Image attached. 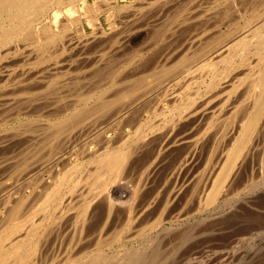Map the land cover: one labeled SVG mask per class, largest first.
Segmentation results:
<instances>
[{
  "label": "bare ground",
  "instance_id": "bare-ground-1",
  "mask_svg": "<svg viewBox=\"0 0 264 264\" xmlns=\"http://www.w3.org/2000/svg\"><path fill=\"white\" fill-rule=\"evenodd\" d=\"M168 1L169 2L172 1L175 3L177 1L179 2L180 0H168ZM194 1H196V0H194ZM199 1H201V0H199ZM233 1L234 0H232V3H233ZM186 2H187V0H186ZM149 3H153V2L148 0V4ZM238 3H240V2H238ZM238 3H237V5H238ZM254 3H257V2H254ZM93 4H98V5H96L95 7L94 6L92 7L88 4V0H0V57L7 55V53H5V54L1 53V50L3 49V47H6L8 44H10L11 42H13L16 39H19L18 42L21 40L19 43L20 46H21V42H23V41L25 43L26 42L29 43V45H32L31 48H30V46L29 47L24 46V47L29 48V49H33L34 54H33V52H32V54H30L32 51V50H30L29 54H24L25 53L24 52L20 55L21 61H23V59H24V61H26V62H28V60L30 61L31 58L29 56L33 55V57L31 56L34 59V61L32 59L33 62L31 61L32 64H38V63L43 62L46 59H49L51 57L50 54H52L50 52L51 47H52L51 51H54L56 49V47H61L64 49V47H65L64 44L66 42H67L66 44H68V46L70 44V47L74 46L75 48L77 47V49L78 48L83 49L82 51H84L86 48H89L92 46L94 48L96 47L95 49L97 51H95V52H98V51L102 52L104 49H106L107 52L110 53L111 55H113V54L118 55V53H121V50L124 49L125 44L129 41L127 38L128 36H126L124 34V32L125 31L128 32V30L133 25H136L135 23L138 20L140 21V19L137 17V15L140 12H138L137 15L134 14V12H132L133 14L130 13V16L126 15L125 16V17H127L126 21H123L122 19H120V18H122L120 15V18H119L120 21H118V20H116L117 18L116 19L114 18L115 15H111L110 13L112 11H115V10L117 12L119 10L121 12H123L121 9L125 8L124 5H128V4H124L123 6H118L117 0H95V3H93ZM199 4H201V3H199ZM259 4L260 5L258 7L256 5H253V4H250L252 6L248 7L250 9V12H249L250 18L249 17H248L249 19L245 18L247 20L246 25L244 24L245 26H248L249 24L251 25V23H249L250 20L251 21L256 20V19L260 20V18H262V16L264 15V7L260 8V6L263 4V2L261 1V3L259 2ZM65 5H67L66 12L62 11V8ZM229 5L230 6L234 5V8L237 6V5L235 6V4H231V3ZM162 6H160V8ZM232 6H231V9H232ZM149 8H151V6ZM163 8H165V7H163ZM236 8L234 11H236ZM157 9H155V10H157ZM224 9L225 8H223V10ZM147 10H149V9H147ZM158 10H159L158 12L156 11L157 12L156 16H155L156 18H154V19H152L153 17L150 18V16H153L154 14L150 15L151 13L148 12L150 15L149 16L147 13L149 18L152 21L154 20L153 23H152V21H150L152 23L153 27L158 25V23L165 16V14L167 15V13L170 11L169 8L168 9H162L161 8ZM179 10H181V9H179ZM227 10L222 11V9H221L222 13H220V14L224 15L225 18L227 16L226 14L229 15V13L230 14L232 13V12L228 13V11H232V10H228V11ZM83 11H84V14H85V12H87V16L85 18H86V20H88L87 24L91 26L90 27L91 32L89 35L88 34L86 35L84 32V25L82 23V20H83V17L85 15L82 14ZM124 11H126V10L124 9ZM129 11H132V10H129ZM202 11H204V10H202ZM239 12L240 11H238V13ZM243 12L245 13L246 11H243ZM233 13H235V12H233ZM49 14H51L53 21L55 22V23L54 22L53 23L59 24V28H57V25H56V30L58 29L56 32H53L50 28V24H52V23H51L50 19H47V16H50ZM101 14H105V20H107L106 22L109 23L108 29H105L104 26L102 25V22L100 19ZM208 14L209 13H207V15ZM220 14L218 15V13H217L218 16H215L214 18L212 16H210V17H212L213 20L210 17H207V19L209 18L212 20V23L210 24L211 31H208V32H211V34L208 38H206V35H207L206 31H205L206 33H204V32H193V33L190 32V33H192V37H190V38L188 37L189 39L186 38L188 41L186 42V40H185V43H186L185 47L182 48L180 46L181 48H177L181 51L180 53H182V54H177V52H178L177 49L172 51V52L170 50L168 54H165V53L160 54L162 56H159L160 59H158V60H160V61L157 60V64H160L158 66H160L161 68L159 70H157L156 72L152 73V75L149 76L150 79H147L145 76H141V77H145V78H143V79L141 78V80L140 79H138V80L134 79V80L129 81L131 78H134L136 75H139L138 70H140L141 72L142 71L144 72V69L141 70V67L143 65H145V63L143 61H142L143 62L142 63L141 59H139L138 62H137V60L135 62L132 60L133 62L130 63L132 68H131V66H129L130 69L127 70V68H128L127 67L128 65H127L126 66L127 68H125L126 71L122 70V67H121V72L119 73L121 75V77L119 76L117 78H120V80H122V82L123 81L129 82V83L132 82V85H131V83L129 84L130 85L129 87L126 85L127 87L126 88L124 87L125 89L123 88L122 90L121 89L118 90V88H116L117 90L114 89L113 90L114 94H113V92H111L113 95L111 94L110 96L104 95V94H106V91L108 94L110 92V90L109 91L106 90L105 92H103V88L96 89L97 87L90 90L89 85H88L89 88L84 87L83 85L79 86L80 84L78 85V84H76V82L81 83V81H76L77 78H76V80L74 79L76 81V82L74 81L75 82L74 84L78 85L79 87L83 86V88H85V89L87 88L89 90H88V92H86V90H87L86 89L84 91V93H83V91H82V93H79V94L77 93L78 95L75 94L74 91H72V92H74V94H72L74 96H71V93H69L70 94L69 95L66 91V94H65V92L63 94V95H65V98H66V95H69V97L70 96L73 97V98L70 97L69 100L70 99H73V100L77 99L78 101L73 102L72 104H69L71 102L70 101L68 103L69 105H67V103L66 104L63 103V104H65L63 107H60L59 105H57V103L55 104V106L57 105L59 107V108H57V109H59L58 117H57L56 121L53 123L52 127H51V125H48L51 127V128H48V129H50L48 134H45V132L42 130V132L45 135H47V136H45L46 141L39 139L40 144L38 143L40 148H41V144H42L44 151H45L44 147H48V149H49V152L46 155V158H44L45 160L42 159L41 161H37L36 163L33 161L34 162L33 164H26V163L21 164L20 162H22V161H20V162H18V163H20L19 167L15 166V165L13 166V162H15L16 159L17 160L23 159V158L18 159L17 156H19L20 152H22L21 154L23 156V153L25 152V151L24 152L22 151L25 149L24 147L26 146V144H25L26 140H23L24 138H22L19 141L18 147H17V149H15L16 151L13 150V152H12V154L15 158L13 156H10L9 153H8L9 156L6 155L7 156L6 157L4 155V153L6 151L4 153L2 152L3 153L2 155H4V156L3 157H2V155L0 156L1 157L0 158V264H45L44 263L45 257H47V258L50 257V258H52V260L58 259L60 264H77L79 259L82 260V258H83L82 255L85 254L86 251L89 249L90 244L92 245L93 239H91L92 237H90V236L95 235L94 234L95 232L93 233V231L97 230L96 231L97 233L94 236L96 241H93V243L95 245V243H97V244L99 243V241L101 240V238L103 236L106 237L108 234H110L111 233V232L109 233L110 230L115 229V226L117 225L118 221L122 220V219L119 220V216H120L121 212H125V211L130 212L129 209L130 208L133 209L132 207H134V206H132V203L135 202L134 205L136 204V200H134V198H136V196L138 194H140V197H138L140 199L137 198L139 200V204L137 205V207L134 208L135 211L134 210L131 211V212L134 211L133 213H135L133 215L134 219L132 220V218H131V220H132L131 221L130 216H129V221H131V224L134 222V226H132V228L137 227V226L139 227V225L142 224V223L139 224L138 222H140V221L143 222V220L144 221L148 220L147 218L149 216H151V215H149L151 211L154 213V211L157 212V210H160V212H161L162 210L167 208L166 206L171 205L172 202L175 203L174 209L175 208L177 209L178 215L182 214V216H183V215H185V213L192 211V209H194V210L196 209V211H197V208H199V207L201 208L202 206L204 207L207 205H211L216 200H218V198L221 196L227 197L226 194L229 192V189L231 187L234 188V186H235L238 189L241 186L242 187L245 186V183H243V182H244V180H246V179H244L245 175L248 174L247 173L248 170L245 167L246 163L248 162L247 156L249 153H253L254 150H255V152H258L259 150H257V149L261 145V141L264 139V61L262 60L264 57V31L263 30L259 31L260 29L255 28L256 32L254 31V32L249 33L250 35H248V36L250 38L246 39L244 42V43H246L245 46L249 47L252 44L253 40L258 41V45L256 48H258L257 52H258L260 57L257 56V59L259 60V58H260V60H259L258 65L256 67V72L254 71L255 75L250 80L248 78V81H249L247 83L248 85L245 83V81L243 82L246 84V85H243V86H245V90H243L244 89L243 88L242 89L243 91L240 94H238L239 93L238 91L241 90L240 89V86L242 85L241 82L244 79H243V77H241L242 75L239 76L236 73L235 74L231 73V71H233L234 64H229L228 66H225V71L222 72V71H218L217 67H214L215 66L214 61H213V63H210L211 60L210 61L206 60V59H208L207 56L212 55V58L213 57L216 58V57H218V55H221V54L227 52L225 50H227L230 47V45L227 46L228 43L233 41L234 38L236 40V37L241 35V32H239L240 29H237L238 27L234 29L232 26V25H234L236 27V24L238 25L239 18L237 20V23L231 22L232 19L229 20L230 23H233L232 25H230V24L228 25L230 27V29H232V31H230L229 28L227 30L219 29L218 28V21L220 22L222 20L220 18L221 17ZM235 14H237V13H235ZM249 14H247V15H249ZM116 15H117V13H116ZM243 15H241V16L244 18ZM141 16H142V14H141ZM193 16H192V18H193ZM195 16H196V14H195ZM230 16H232V15H230ZM241 16H240V18H241ZM116 17H118V16H116ZM142 17L144 18V16H142ZM200 17H201V15H200ZM237 17H239V16H237ZM237 17L235 16V18H237ZM149 18H147V21L149 20ZM218 18H219V20H218ZM232 18H234V15ZM144 19H146V18H144ZM229 19H230V17H229ZM245 19H243V20H245ZM158 20H159V22H158ZM166 20H167V18H166ZM169 20H170V18H169ZM196 20H198V19H196ZM191 21H189V22L190 23L194 22V20L192 22ZM176 22H178V21H176ZM141 24L142 23L140 21V24H137V25H139L141 27ZM148 25H150V24H148ZM177 25H178V23H177ZM197 25H198V23H197ZM33 26H35V27L37 26L35 28L37 31L34 30ZM142 26H143V24H142ZM188 26H190V25H188ZM191 26H190V28H191ZM194 26H195V24L193 25V27ZM231 26H232V28H231ZM251 26H253V25H251ZM73 27H76L77 31L81 34L79 36L81 39L74 36L76 34H75V30ZM126 28H127V30H126ZM249 28H252V27H249ZM134 29H137V26ZM152 29H155V28H152ZM203 29H205V28H203ZM144 30H145V32L148 31V29L147 30L144 29ZM200 30H202V29H198V31H200ZM133 31H131V33ZM193 31H195V30H193ZM241 31H242V28H241ZM127 32H126V34H127ZM129 33L127 35H129ZM140 33H141V31H140ZM154 33H156V32L154 31ZM134 37H136V36H134ZM247 37H245V38H247ZM240 40L237 41L239 44L242 41V40L241 41ZM63 41H65L64 44H63ZM22 44H24V43H22ZM14 45L15 44H13V46ZM21 47H23V46H21ZM54 47H55V49H54ZM25 48H22V49H25ZM94 48H92V49H94ZM7 50H9V48ZM60 50L58 52H61V51L63 52V50H61V51ZM71 50H73V48ZM13 51H15V49ZM87 51H89V50H87ZM26 52H27V50H26ZM127 52H129V51H127ZM228 52H230V51H228ZM88 53L90 54V52H88ZM103 53H105V55L107 54L106 56L104 55L106 58L105 57L101 58L99 56V54H98V56L100 58L98 60H96L94 56H92V57H94V59L97 61L96 65H97L98 69L101 68L100 65H104L105 68H107L106 67L107 65H105V64H108L110 62V64L113 65V68L114 69L116 68V70L111 71V76H113L115 73H117V71H118L117 68L119 66L118 67L115 66L116 65L115 62L111 63V61H110L111 60L110 58H114L113 57L114 55L109 58L108 53H106V51H103ZM242 53H244V51L243 52L241 51V53H238V54L240 55ZM14 54H16V53L14 52L12 54V52H11V56ZM62 54L64 55V53H62ZM132 54H133V52H132ZM17 55H18V53H17ZM124 55H125V53H124ZM11 56L8 57V55H7L8 58H10ZM59 56H61V54L58 55V58H59ZM73 56H75V55H73ZM118 56L121 57L122 55L120 54ZM28 57L30 59L25 60ZM120 57L115 56V58L117 60ZM140 57H138V58H140ZM71 58L69 57V59H71ZM79 58L81 59L82 57H79ZM51 59H54V58H51ZM80 59H78V61H80ZM135 59H136V57H135ZM257 59L254 61H257ZM73 60L76 61V59H73ZM241 60L239 62H241ZM249 60L247 61V65H245V66H248V68H249V66L254 64V63L252 64L251 62H249ZM24 61H23V63H24ZM50 61H52V60H50ZM55 61H56V59H55ZM57 61L60 62V60H57ZM90 61H91V59H90ZM244 61H243V63L245 64ZM129 62H127V63H129ZM158 62H161V63H158ZM248 62H249V65H248ZM92 63H93V61H92ZM119 63H120V59H119V62H117V65H119ZM44 64H46V63H44ZM78 64H79V62L77 63V65ZM244 64H242V65L244 66ZM42 65H41V67H43ZM2 66L10 67V65H6V64L2 65ZM88 66H90V65H88ZM8 67L6 68V70L8 69ZM85 67L88 68L86 65H85ZM85 67H83V65L80 66V68H82V69H84ZM252 67L253 66H251V68ZM44 68H46V67H44ZM47 68L48 69H45V71L49 72L50 75H51V73L52 74L53 73L58 74L57 72H55V70L57 69V65L55 63H53L52 66L47 67ZM80 68L77 67L76 69H79L78 71H80ZM97 68H96L97 72H95L96 71L95 70L94 75L95 74L99 75ZM248 68H245V70ZM33 69L36 70V68H32V70ZM91 69L93 70L94 68H91ZM101 69L99 71H102ZM237 69H239V68H237ZM6 70L2 71V73L3 72L8 73ZM16 70L20 71V69H16ZM92 70H91V72H92ZM8 71H10V68ZM40 71H41V68H40L39 72L37 70V73H40ZM105 71H107V70H105ZM27 72H29V71H27ZM88 72H89V70L87 71V73ZM5 73H3V74H5ZM37 73H34V74H37ZM101 73L102 72H100V74ZM103 73H105V72L103 71ZM3 74H1V72H0V80H3V78H4V77H2ZM10 74L11 73H8L7 76L9 77ZM66 74H68V73H66ZM79 74H81V73H79ZM106 74L107 73H105L106 77L103 76V78L105 77V81L108 80V78H107L108 74L107 75ZM249 74H247V76ZM72 75H75V74H72ZM98 75H95V76H98ZM102 75L103 74H101V76ZM7 76H5V77H7ZM13 76H14V74H13ZM43 76H44V73H43L42 77ZM49 76H47V78ZM63 76H65V72H64ZM111 76H110V80L108 81V84L114 80V79L112 80L113 77L111 78ZM250 76H252V75H250ZM38 77H35L33 81H35L36 78H38ZM44 77H46V76H44ZM86 77H87V75H86ZM98 77H96L97 78L96 81L98 80ZM26 78H29V75H28V77L26 76ZM26 78H25V80H26ZM64 78L66 79V77H64ZM90 78H88V79L91 80ZM106 78H107V80H106ZM40 79H42L41 76H40ZM84 79H85V77L81 79L82 82L87 81ZM9 80L10 79L8 78L6 81L9 82ZM21 80H20V78L17 81L14 80L15 85L18 84L16 82H19ZM99 80L101 82L103 81L102 78H100ZM99 80L97 82H100ZM6 81H4V82H6ZM38 81L41 82L40 80H37V82ZM65 81H67V80H65ZM117 81H118V79L116 80V82ZM1 82H0V84H1ZM29 82L31 83L32 81H29ZM52 82H53V80L51 81V84H52ZM59 82L60 81H58V83ZM93 82L95 83V81H93ZM97 82H96V84H98ZM42 83H44V82L42 81ZM45 83L43 85H45ZM84 83L87 84V82H84ZM103 83H104V81H103ZM19 84H20V82H19ZM51 84H49L50 86L48 88H51ZM56 84H57V80H56ZM63 84L64 83L61 82V84H59L60 87H57L58 85L54 86V87H57V89L59 88L58 90H60V88L66 87V85L64 86ZM65 84H66V82H65ZM10 85L13 86V84H10ZM61 85L63 87H61ZM3 86H5V85H3ZM22 86H24V85H22ZM22 86L20 85V87H22ZM36 86H37V84H36ZM85 86H87V85H85ZM94 86H95L94 84L91 85V87H94ZM117 86H119V85H117ZM6 87L7 86H5V88ZM39 87H41V86H39ZM39 87H37L38 89H36V88L35 89L39 90ZM54 87H53V89H54ZM5 88L3 87V89H5ZM13 88L11 89V91H10V89L8 90L9 94H14L16 92H19L18 91L19 89H16L17 91L14 90L13 91L14 93H13L12 92ZM111 88H112V86H111ZM111 88H108V89H111ZM119 88H122V87L119 86ZM175 88L177 91H175ZM185 88H187V89L189 88L191 94L189 93V95L187 94L185 96H183V95L181 96L180 92H178V90L181 91ZM57 89L55 88L56 91H57ZM78 89L79 88H77V90ZM5 90H3V91L1 90V92L4 93ZM32 90H34V89H32ZM32 90H27V92L28 91L32 92ZM48 90H47V92H49V95L51 92H53V93H55V96H57L56 93L58 91L54 92L55 90L53 91L52 88H51V90H52L51 92ZM65 90H67V89H65ZM20 91H22V88H20ZM61 91H62V89H61ZM5 92L7 93V91H5ZM24 92H26V91H24ZM187 92H189V91H187ZM42 93L43 92H41V95L45 94V92L43 94ZM185 93H183V94H185ZM9 94H7V95H9ZM36 94L34 97H36V96L38 97V94L37 95ZM33 95H30V96H33ZM41 95H39V96L42 97ZM60 95L63 96L62 94L58 93L59 97H60ZM237 95L239 96V98L242 97L244 101L241 99V101L238 102L237 100L239 98ZM2 96H4V95L2 94ZM30 96H28V97L30 98ZM52 96H54V94ZM58 96L55 98L57 99ZM54 97H52V99ZM74 97H76V98H74ZM8 98L10 99L9 96H8ZM14 98L12 97L11 99H14V101H15L14 103H16L17 97H14ZM38 98H36V99H38ZM44 98L47 99L48 97L44 96ZM61 98H63V97H61ZM65 98H64V100L67 102L66 99L68 98V96L66 99ZM18 99H19V101L21 100L20 97ZM41 99H43V98H41ZM93 99L97 100V102H95V103L90 102V103H94V104L88 105V101L93 100ZM23 100H22V102H24L23 104L25 105V102L27 100L26 101H23ZM48 100H51V99L48 98ZM160 100L165 101L164 103H166V104L165 105L162 104V106H161L159 104V102H161ZM7 101H10V103ZM7 101L4 103H0V122L4 119L3 115L6 112H8L10 110V108L13 107L11 105H14L13 102H11V100H7ZM36 101L34 100V102H36ZM52 101H51V103H52ZM63 101H61V102H63ZM22 102L19 105H21ZM29 103H33V101L32 102L30 101ZM240 103L245 104L246 108L244 109V108L240 107L243 105ZM239 104H240V106H239ZM15 105H16V107H18L17 106L18 104H15ZM28 105H30V104H28ZM38 105L36 107H38ZM14 107H13V109H14ZM26 107L25 106L21 107V110H22V108L24 109L23 111H28L31 109L30 107H28V110H26L27 109ZM158 107H160V108L156 110V108H158ZM239 107L241 109H244V111L243 112H242V110L240 111ZM39 108H42V107H39ZM13 109H11V110H13ZM49 109H52V108H49ZM34 111H32V112H34ZM42 111H44V110L42 109ZM50 111H48V112H50ZM237 111H238V113L240 111V113H242V117H243V118L241 117L242 121L237 126V128L231 127L230 130H229V128H226L227 130L224 129L225 131L221 132V130H223V128L226 126H224L223 128H221V130H219L216 128V125H215V123H217V122H215L214 124L212 122L213 119L215 120L218 117L219 112L220 113L221 112L226 113L229 116L232 114L233 117H229L228 115H226L228 118L227 117L226 118L224 117V118L227 120L229 118H230V120L233 118V120L235 122L236 119L234 118L233 114L235 112L237 113ZM30 112L31 111H29V113ZM37 112H39V109ZM10 113H11V111H10ZM144 113H148V116H150L149 115L150 113L156 114L157 115V116H155L156 119L159 116L158 121L160 120L159 118L161 117V119L163 121L162 126H164V127H165L164 119H166L168 117L169 119H167V124L169 127H167V124H166L165 128L161 127V125L158 126L159 123L156 125L155 124L152 125L153 120H151L150 117H149V120L151 121V124L148 122L144 123L142 121V116ZM9 114H8V116H9ZM21 114H23V113H21ZM47 114H50V113H47ZM47 114L45 113L46 118L48 117ZM10 115H12V114H10ZM53 115L54 114L51 115V118ZM55 115H57V114H55ZM41 117H43V116H41ZM146 117H147V114H146ZM237 117H239V116H237ZM5 118H7L6 115H5ZM12 118H15V117L13 116ZM22 118H25V116ZM46 118L44 120H46ZM225 119H224V122H225ZM227 120H226V122H228ZM233 120H231L230 123ZM7 121H8V119H7ZM32 121H33V119H32ZM35 121L38 122L37 120H34L33 123H35ZM216 121H218V119H216ZM16 122H17V120H16ZM24 122L25 121L21 122V124ZM27 122H25V123H27ZM4 123H6V122H4ZM28 123H27V127L30 128ZM33 123H31V124L33 125ZM51 123H52V121H51ZM155 123H157V120ZM230 123H228V126H230L232 124V123L231 124ZM40 124H42V123L40 122ZM180 124L184 125V129L181 130V128H180L179 132L173 133L174 129L177 128V126H182ZM213 125H215V127ZM235 125H236V123H235ZM27 127L25 126V128H23V129L28 131ZM37 127H38L37 130H39L40 127L39 126H37ZM41 127H42V125H41ZM17 128H19V127H17ZM33 128H34V126H32L31 129H33ZM126 128H127V130H128V128L129 129L132 128L133 134L127 133L125 131ZM10 129H8V130H10ZM23 129H22V131H23ZM31 129H30V131H32ZM218 130L221 133H219ZM2 131H4V130H2ZM19 131H21V130H18L17 132H19ZM46 131H47V129H46ZM12 132L16 133L15 130ZM12 132L9 135H8V133H3V132L0 133V149H4V147H8V145L10 144V141L12 140L10 137V135L12 136ZM40 132H41V130H40ZM109 132H113L114 135L109 133ZM15 133L13 134L14 138H15V136H14ZM19 134H22V133L19 132L18 135ZM28 134H26V136H28ZM18 135L16 134V136H18ZM171 135H172V138L169 139V137ZM35 136H39V135H35ZM23 137H25V136H23ZM33 138H31V139L33 140ZM28 139H29V136H28ZM32 140H30V141H32ZM34 140L36 142L35 138H34ZM30 141L27 142L28 143L27 145L29 146V145L33 144L32 147L33 148L36 147V146H34V143H32ZM41 141H44V142L41 143ZM52 141L56 142V145L54 144L56 146V150H54V147L52 148V145H53V144H51ZM13 142H12V144H13ZM75 142H79L78 144H80L79 146L81 147V150H83V152L86 149L85 148L86 144L93 143L96 145V146L94 145L95 147L92 148V150L90 149L92 152V153L89 152V153H91L90 154L91 157L86 158L88 163L93 164V165L91 164L92 168L90 171L88 170L89 168L86 167L87 168L86 170L89 171L88 173L86 172L87 175L84 179V181L88 185V189L86 188L87 185H86V187L84 186V188H86V190L83 187L81 189L80 188L81 184H78V182H79L78 180H80L79 178H81L80 176L77 177L78 180L76 178H75L76 180L74 178H72V176H73L72 174L76 173L79 170V168L82 166V164H84V163L80 162L79 160H77L74 163H72L70 161V156L72 154L73 155L76 154V156L78 155L77 153H78V147L79 146L76 144L78 146V147H76L74 144ZM121 142H122V144H121ZM218 144L220 145L219 151H218ZM15 146H17V145H14L12 147H15ZM261 146L263 147L264 145H261ZM10 147H8V148L10 149ZM29 147H31V146H29ZM225 147H227V149L224 151ZM33 148H32V150L34 151L35 148L34 149ZM40 148H38V149H40ZM164 148L165 149L168 148L169 153H170V151H172L173 153L176 152V153H174L175 157L173 158L172 162H169L171 164H169V170L167 171L168 179L166 181L162 182L163 180H162V178H160L162 180V181L160 180L162 183L161 182L159 184L156 183L159 187L155 184L156 186H154L153 189L151 187V190H149L148 188H150V182H152L151 178H152L153 174L155 173V169H154L155 167H153V166H154V162L157 158V155H154L156 157V158H154V156L150 153L154 158L153 160H151V157H150V159H148L145 156L149 162L144 160V161H146V164H148V165H147V167H145V170H146V171L144 170L145 175L142 177V174L144 172L140 173V171H142V170L139 171V168L140 169L144 168L145 163L143 164V162H142L143 167L141 166L137 169L134 167V164L136 163L137 158H139L137 156V152H138V150H140V153H141V151L144 150V152L151 151L154 153L157 152L159 154V152L161 150L163 151ZM29 150H31V149H29ZM39 151H41V150H39ZM85 151H86V153H88L87 150H85ZM251 151H253V152H251ZM14 152H17V153H15V155H14ZM35 152H37V151L35 150ZM35 152H32V153L34 154ZM32 153L30 151V155ZM79 153H81V152H79ZM169 153H168V155L171 156ZM0 154H1V150H0ZM5 154H7V153H5ZM26 154L28 155V153H26ZM147 154H149V153H147ZM41 155L42 154L39 155V153H38L39 157H41ZM143 155H141V156H143ZM163 155H164V153H163ZM38 156L36 155V157H38ZM19 157H21V156H19ZM168 157H166V158H168ZM28 158L30 159V157H28ZM31 159H32V157H31ZM140 159H142V158H140ZM171 159H169V160H171ZM82 160H83V158H82ZM165 160H167V159H165ZM23 161H25V159ZM27 162L30 163V160ZM11 163H12V166L10 165ZM58 164H61V166H63L62 171H61V172H63V176L59 175V176H61L59 178V176L57 174H55L58 176V178H55L56 176H54L55 180L53 179V181H54L53 183L49 182L50 185H49V183L46 182L48 184V186L46 188H44V190L42 189V191L40 192L41 194L43 192V195L41 196V200H39V197H37L36 200L39 201V203H37L35 201L37 203V204H35V202L32 201V203L34 202V204L30 205V201H29L30 206L29 207H28V205L25 206L26 202H28V199L31 200L32 197H34L36 195L33 187L31 188L28 183L31 180L34 181L35 179H37L38 178L37 176H40L46 168L53 166V165H58ZM161 164H164V163H161ZM166 164H168V163H166ZM91 165H90V167H91ZM157 165H159V164H157ZM135 166H137V165H135ZM165 167H167V166H165ZM57 169L59 170L58 166H57L56 170L54 169V172L58 171ZM45 171H47V170H45ZM84 171H85V168H84ZM49 172H48V174H49ZM51 172H52V170H51ZM162 172H164V171H161V173ZM260 172H261V169H260ZM11 174H13V175L15 174V177L14 176H13L14 178L12 177L13 180H11L12 178L10 179V177L12 176ZM82 174H84V173H82ZM163 175H166V174L163 173L162 176ZM47 176H45V177H47ZM50 176L51 175H49V177ZM84 176H85V174L83 175V177ZM165 177H167V176H165ZM39 178H38V181L40 180ZM138 179L141 183H139ZM51 180H52V178H51ZM38 181H34V182H38ZM34 182H32V183H34ZM85 182L83 184H85ZM156 182H158V180H156ZM247 182H248V180H247ZM77 184L80 187H77ZM30 185H31V182H30ZM34 186H36V185H34ZM157 188H159V189L157 190ZM237 189H235V191ZM231 190L232 189H230V193L232 192ZM77 196H79L81 199L78 198ZM57 198H61L60 200H58V202L60 201L59 203H62V205L64 204L63 201L65 202V205L71 203L74 200H75V202L77 201L78 203L81 202L80 206L78 204L79 212L75 210L77 215L74 214L75 212L73 213V210L77 207H74V209L71 211L72 212L71 214L76 215V216H74V218H68V216H70L69 215L70 213H68V212L66 213V214H68V216H65L62 214L57 215L59 211L57 213H54V211L56 212V210L54 209L51 212H53V214H55L57 216H55L53 214L48 215L46 213L48 216L44 215L42 217V218H45L44 220L48 221L46 223L47 226H45L43 224L44 221L43 222L42 221L36 222L31 217L32 213L36 212L34 210H38L39 212H46L48 210L47 206H49ZM76 198L80 199L79 200L80 202L78 201V199L76 200ZM133 200H134V202H133ZM56 203H57V201H56ZM59 203H58V205H59ZM137 203H138V201H137ZM74 204H76V203H74ZM72 205L73 204L71 203V206ZM69 206L70 205H68L67 208ZM57 208H59V207H56V209ZM50 209H52V208H50ZM70 209L71 208H69V210ZM121 209H124L125 211L124 210L122 211ZM163 212L164 211H162V213ZM162 213H160V214H162ZM63 214H65V212ZM164 215H161V216H164ZM133 216H131V217H133ZM154 216L156 217V214L155 215L153 214V217ZM120 217L122 218V215ZM123 217H125V216H123ZM159 218L161 219L160 216L157 219H159ZM127 219H128V217H127ZM129 221H127V223H129ZM150 221H151V219H150ZM156 221H158V220H156ZM156 221L155 222L153 221V222L156 224L160 220L158 222H156ZM153 222H151V223H153ZM72 223H73V226H72ZM137 224H139V225H137ZM147 225H148L147 228H146V226L143 225L145 227V229H148L149 225H150V228H152L151 224H147ZM49 227H51V228H49ZM124 227H123V229H124ZM129 227H131L130 224H129ZM263 227L264 226H255V227H252L251 229L258 230V229L263 228ZM85 228H87V229L90 228V230H88L89 232L91 231L89 233L90 236H87L86 234L84 236L80 235V233L82 231H85L84 230ZM70 229L74 232L78 231L77 233L79 235H78V238L75 239V242L74 243L72 242L73 244H71L70 240H72V238L68 237V240L70 242L67 240L69 242V244L67 246L64 247V246L60 245V243H58V242L56 244L58 235L61 234V232L62 233H65V232L69 233ZM142 230H144V229L143 228L140 229V231H142ZM150 230L148 229V231H150ZM72 231L70 233H73ZM140 231H138V232H140ZM119 232H121V231L119 230ZM119 232L116 233L117 235L114 233V235H116L114 237V240L116 239V237H118ZM134 232H137L136 228L134 229ZM70 233L68 235H70ZM121 234H122V232H121ZM131 234L132 233H130V235ZM143 235H145V233ZM70 236L72 237V234ZM111 237H113V235ZM58 238H59L60 242H62L60 236ZM74 238H75V236H74ZM107 239H109V238H107ZM120 239L121 238H119V240ZM109 240L111 241V240H113V238H111ZM106 241H108V240H106ZM152 241H154V240L152 239ZM158 241H159V239H158ZM149 242H151V240ZM100 243H101V241H100ZM113 243H114V241H113ZM103 244H104V241H103ZM103 244H102V247H103ZM114 244H116V243H114ZM148 244L151 245V243H148ZM106 245H107V247H109L108 242ZM104 246H105V244H104ZM110 246H112V244ZM117 246H118V244L116 245V247ZM120 246L125 247L122 243ZM96 248H98V245ZM120 248H122V247H120ZM126 249L129 250V248H126ZM109 250H111V249H109ZM135 250L136 249H134L133 251H135ZM139 250L142 253L144 251L143 249H142V251H141V249H139ZM139 250H138V252H139ZM90 251H92V250H90ZM111 251H114V250H111ZM114 252H116V251H114ZM138 252H137V254H138ZM101 253L99 252L97 254L98 256L94 255L95 256L94 260L87 259L88 262L90 260V262L87 264H107V262L109 260H112V262L115 261V260H113V259H115L114 258L115 256L112 257V259L110 258L108 260V258L103 257L101 255ZM113 253H112V255H113ZM152 253H154V252H152ZM105 254L107 256V253H105ZM108 254H110V253H108ZM120 254H118V255H120ZM131 254L133 255V253H131ZM149 254H151V253H149ZM90 255H93V254L91 253ZM112 255H110V256H112ZM140 255H141V253L138 254V258ZM152 255H155L154 256L155 258L157 256L156 254H152ZM84 256H86V254ZM120 256L119 257L117 256V258L122 257V256L121 257ZM144 256H145V254H144ZM144 256H143V259H144ZM80 257H82V258H80ZM87 257H84V258H87ZM126 257H129V256H126ZM133 257H135V254L133 255ZM147 257H149V255H147L145 259H147ZM145 259H144V262L146 261ZM151 259L153 262V258H151ZM158 259L159 258L155 259L154 261H157ZM123 260L124 259H117L116 260L117 262H114V263L124 264ZM130 261H131L130 264H139L140 262H142V264H143V261L137 260V257H135L134 260H132L130 258L128 263H126V262L125 263L129 264ZM83 262H85V259L83 260ZM149 262H151V261H149ZM85 263H83V264H85ZM147 263H148V261H147ZM108 264H109V262H108Z\"/></svg>",
  "mask_w": 264,
  "mask_h": 264
},
{
  "label": "rangeland",
  "instance_id": "rangeland-1",
  "mask_svg": "<svg viewBox=\"0 0 264 264\" xmlns=\"http://www.w3.org/2000/svg\"><path fill=\"white\" fill-rule=\"evenodd\" d=\"M145 1V2H144ZM149 1H152L153 3H149L148 4V0H117V5L118 6H123L124 4H128V5H124V7L125 8H123V9H121L123 12H121L120 10L117 12L116 10L115 11H112L110 14L111 15H115L114 16V18L116 19V20H118V21H120V19H122L123 21H126L127 20V17H125L126 15H128V16H130V13L131 14H133L132 12H134V14H138V12H140L138 15H137V17L140 19V21H141V23L143 24V26H142V24H141V27L139 26V25H137V24H140V21L138 20L135 24L136 25H133L129 30H128V32L127 31H125L124 32V34L126 35V36H128L127 38H128V42L125 44V47H124V49H122L121 50V53H118V55H122L121 57L120 56H118V55H111L110 53H108L107 52V50L106 49H104L103 51H106V53H108V56H109V58L110 57H114V58H110L111 60V63L112 62H115V66H119L118 68H117V73H115L113 76H111V71H113V70H116V68L114 69L113 68V65L112 64H110V62L108 63V64H105V65H107L106 67L107 68H105V66L104 65H100L101 66V68H97V61L96 60H98L100 57L101 58H103V57H105L106 55H105V53H103V51L102 52H100V51H98V52H95V51H97L94 47H89V48H86L84 51H82L83 49H77V47L75 48L74 46L72 47H70V44H69V46H68V44H66L65 43V41H63V44L65 45V47H64V49L63 48H61V47H56V49H55V47H54V51H51L52 50V47H51V49H50V52L52 53V54H50L51 55V57L49 58V59H46V60H44L43 62H41V63H38V64H32V62L34 61V59L32 58L33 57V55H31V56H29L27 59H25V60H28V59H30V61L28 60V62H26V61H24V59H23V61H24V63H23V61H21V57H20V55L22 54V53H24V54H29L30 53V50H32L31 51V53L30 54H32V52H33V54H34V51H33V49H29V48H25L24 46H26V47H29L30 46V48L32 47V45H29V43H25L24 41L23 42H21V46H23V47H21L20 46V41L18 42V40L19 39H16V40H14L13 42H11L10 44H8L6 47H3V49L1 50V53L2 54H5V53H7V55H8V57L9 56H11V52H12V54L15 52L16 54H14V55H12L10 58H8L7 57V55L6 56H1L0 57V72H1V74H3V73H5V72H3L2 73V71H5L6 70V68L8 67H5V66H2V65H10V67H8V69L6 70L8 73H11L10 75H9V77L7 76V74L8 73H5V74H3L2 75V77H4L3 78V80H0V82H1V86H0V103H4V102H6L7 100H11V102H13V104L14 105H11V106H15L14 107V109H13V107L12 108H10V110L8 111V112H6L2 117L4 118L1 122H0V131L1 132H3V133H8V135L9 134H11V132L12 131H16V133H15V138L13 137V132H12V136L10 135V137H11V141L13 142V144H12V142L10 141V144L8 145V147H10L11 145L12 146H14V145H17V146H15V147H10V149L8 148V147H4V149H0L1 150V154H0V156L5 152V153H7V154H5L4 153V155L6 156H9V154H10V156H13V154H12V152H13V150L14 151H16L15 149H17V147H18V143H19V141L22 139V138H24L23 140H26V146L23 148L24 150H22L23 152L25 151L26 153H28V155L25 153H23V156H22V152H20V154H19V156H21V157H19V156H17L18 157V159H22V160H15V162H13V166L15 165V166H17V167H19V165H20V163L22 164V163H26V164H33L34 162L36 163L37 161H41L42 159H44V158H46V155L48 154V152H49V149H48V147H44L45 148V151L43 150V147H42V144H41V148L39 147V145H38V143L40 144V140L39 139H42V140H44V141H46V139H45V136H47V135H45V134H48L49 133V131H50V129H48V128H51L52 127V125H53V123L56 121V119H57V117H58V112H59V109H57V108H59L57 105H59L60 107H63L66 103H67V105H69V104H72L73 102H77L78 100L77 99H75V100H73V99H70L69 100V98L71 97V96H74V95H72V94H74V92H75V94H79V93H82V91H83V93H84V91L87 89V88H89L88 87V85L90 86V90L91 89H93V88H95V87H97L96 89H99V88H103V92H105L106 90H110V94L108 93L107 94V91H106V94H104V95H106V96H110L112 93L111 92H113V94H114V89H116V88H118V90H122L124 87L126 88L127 86L129 87L130 85V83H131V85H132V82H122V80H120V78H117V77H121V75L119 74L120 72H121V67H122V70H124V71H126L125 70V68H127V70L128 69H130V67L129 66H131L130 65V63L131 62H135L136 60H137V62L139 61V59H141V62L143 61L144 63H145V65H143L142 67H141V70H143L144 69V72L142 71H140V70H138L139 71V75H136L134 78H131L129 81H131V80H138V79H140L141 80V78L143 79V78H147V79H150V75H152V73H154V72H156L157 70H159L161 67L160 66H158V65H160V64H157V60L158 59H160V57L159 56H162V55H160V54H168L169 53V51L171 50V52L172 51H174V50H176L177 48H184L185 47V40H186V42L188 41L187 39H189L190 37H192V33L193 32H204V33H206L207 32V35H206V38H208L209 36H210V34H211V32H208V31H211V28H210V24L212 23V17L214 18L215 16H218L220 13H222V11H224V10H232V11H228V13L229 12H232L231 14L229 13V15L228 14H226L225 16H226V18L224 17V15H222V14H220L221 15V19L223 20H221L220 22L218 21V28L219 29H222V30H227L228 28L230 29V27L228 26L229 24L230 25H232L234 22L235 23H237V20H238V18H239V20H238V25L236 24V27L234 26V25H232L233 26V28L235 29V28H237V29H240V31L239 32H241V35H239L238 37H236V40H235V38H234V40L233 41H231L230 43H228V45L227 46H229L230 45V47L227 49V50H225V51H227V52H225V53H223V54H221V55H218V57H213L212 58V55L211 56H207L208 57V59H206V60H208V61H210V63H213V61H214V63H215V66L214 67H217L218 68V71H222V72H224L225 71V66H228L229 64H234V67H233V71H231V73H236V74H238L239 76H241V77H243V81L241 82L242 83V85L240 86V91H238L239 93L238 94H240L243 90H245V86H243V85H246L249 81H248V78H249V80L250 79H252V77L255 75V73H254V71L256 72V67H257V65H258V62H259V60H260V58H259V60L257 59V56H259V54H258V52H257V50H258V48H256L257 47V45H258V41L257 40H253V42H252V44L249 46V47H246L245 46V44L246 43H244L245 42V40L246 39H249L250 37L248 36V35H250L249 33H251V32H254L255 31V28H257V29H260L259 31H264V15L262 16V18H260V20H258V19H256V20H250V22L249 23H251V25H253V26H251L250 24L248 25V26H245L246 25V23H247V20L246 19H249L250 18V14H249V12H250V9L248 8V7H251L252 5H250V4H253V5H256L257 7L260 5L259 4V2L261 3V1L263 2V4H264V0H234L233 1V3H232V0H201V1H199V0H196V1H194V0H187V2H186V0H180L179 2L177 1V2H172V1H168V0H149ZM168 1V2H167ZM194 1V2H193ZM215 1V2H214ZM247 1V2H246ZM131 2V3H130ZM238 2H240V3H238ZM245 2V3H244ZM253 2V3H252ZM254 2H257V3H254ZM93 3H95V0H88V4L90 5V6H96V5H98V4H93ZM139 3V4H138ZM141 3V4H140ZM143 3V4H142ZM145 3V4H144ZM169 3V4H168ZM174 3V4H173ZM183 3V4H182ZM198 3V4H197ZM199 3H201V4H199ZM203 3V4H202ZM226 3V4H225ZM235 4V6L237 5V3H238V5L235 7L236 8V11H234L235 10V8H234V5L232 6V9H231V6L229 5V4ZM134 4V5H133ZM136 4V5H135ZM154 4V5H153ZM156 4V5H155ZM197 4V5H196ZM258 4V5H257ZM261 5L260 6V8H263L264 7V5ZM163 5V6H162ZM171 5V6H170ZM249 5V6H248ZM151 6V8H149ZM160 6H162L161 8L162 9H170V11L167 13V15L165 14V16L161 19V21L159 22V20H158V25H154L155 27H153V25H152V23H153V21L150 19V18H152V19H154V18H156L155 16H156V13L159 11L158 9H161L160 8ZM178 6V7H177ZM180 6V7H179ZM183 6V7H182ZM194 6V7H193ZM228 6V7H227ZM67 5H65L63 8H62V11H64V12H66V10H67ZM163 7H165V8H163ZM185 7V8H184ZM221 7V8H220ZM158 8V9H157ZM223 8H225L224 10H223ZM124 9L126 10V11H124ZM147 9H149V10H147ZM155 9H157V10H155ZM179 9H181V10H179ZM218 9V10H217ZM221 9H222V11H221ZM238 9V10H237ZM249 9V10H248ZM129 10H132V11H129ZM146 10V11H145ZM155 10V11H154ZM178 10V11H177ZM202 10H204V11H202ZM242 10V11H241ZM143 11V12H142ZM157 11V12H156ZM172 11V12H171ZM238 11H240L239 13H238ZM243 11H246L245 13L243 12ZM120 12V13H119ZM151 13L150 15H153V16H150L149 15V13ZM192 12V13H191ZM213 12V13H212ZM233 12H235V13H237V14H235V13H233ZM115 13V14H114ZM116 13H117V15H116ZM145 13V14H144ZM147 13H148V15L150 16V18H149V16L147 15ZM207 13H209L208 15H207ZM217 13H218V15H217ZM82 14L83 15H85L84 17H83V20H82V23H83V25H84V32H85V34L87 35H89L90 34V32H91V26L90 25H88L87 24V22H88V20H86V16H87V12H85V14H84V11L82 12ZM141 14H142V16H144V18H146V19H144L142 16H141ZM144 14V15H143ZM169 14V15H168ZM195 14H196V16H195ZM198 14V15H197ZM244 14V15H243ZM247 14H249V15H247ZM50 16H47V19H50L51 20V23L52 24H50V28H51V30L53 31V32H56L57 30H56V25H57V28H59V24L58 23H56V24H54L55 22L53 21V18H52V16H51V14H49ZM120 15H121V17L122 18H120ZM147 15V16H146ZM194 15V16H193ZM200 15H201V17H200ZM204 15V16H203ZM230 15H232V16H230ZM233 15H234V18H232L233 17ZM241 15H243L244 16V18L241 16ZM246 15V16H245ZM116 16H118V17H116ZM141 18H140V17ZM177 16V17H176ZM192 16H193V18H192ZM206 16V17H205ZM210 16H212V17H210ZM235 16L237 17V16H239V17H237V18H235ZM240 16H241V18H240ZM132 17V16H131ZM130 17V18H131ZM167 18V20H166V18ZM195 17V18H194ZM205 17V18H204ZM207 17H210L211 19H207ZM229 17H230V19H229ZM249 17V18H248ZM120 18V19H119ZM147 18H149V20L147 21ZM169 18H170V20H169ZM228 18V19H227ZM246 18V19H245ZM100 19H101V22H102V25L104 26V28L105 29H108L109 28V23L108 22H106L107 20H105V14H101V16H100ZM114 19V20H115ZM129 19V18H128ZM182 19V20H181ZM189 19V20H188ZM194 20V24H195V26L193 27V23H190L189 21H191V20ZM196 19H198V20H196ZM232 19V21L231 22H233V23H230L229 22V20H231ZM235 21H234V20ZM243 19H245V20H243ZM121 20V21H122ZM192 20V21H193ZM209 20V21H208ZM218 20H219V18H218ZM150 21H152V23L150 22ZM176 21H178V22H176ZM191 21V22H192ZM208 21V22H207ZM242 21V22H241ZM54 22V23H53ZM146 22V23H145ZM150 22V23H149ZM163 22V23H162ZM167 22V23H166ZM190 24H189V23ZM108 23V24H107ZM162 23V24H161ZM171 23V24H170ZM177 23H178V25H177ZM197 23H198V25H197ZM256 23V24H255ZM148 24H150V25H148ZM161 24V25H160ZM176 24V25H175ZM245 24V25H244ZM108 25V26H107ZM147 25V26H146ZM152 25V26H151ZM188 25H192L191 26V28H190V26H188ZM200 25V26H199ZM137 26V29H134L135 27ZM139 26V27H138ZM184 26V27H183ZM188 26V27H187ZM232 26H231V28H232ZM37 27V26H36ZM35 26H33V28H34V30H36L35 28H36ZM143 27V28H142ZM148 27V28H147ZM165 29H164V28ZM249 27H252V28H249ZM74 28V30H75V34L76 35H74L75 37H77V38H79V39H81L79 36L81 35L78 31H77V29H76V27H73ZM139 28V29H138ZM152 28H155V29H152ZM162 28V29H161ZM188 28V29H187ZM190 28V29H189ZM203 28H205V29H203ZM241 28H242V31H241ZM254 28V29H253ZM142 29V30H141ZM144 29H148V31L147 32H145V30ZM197 29V30H196ZM198 29H202V30H200V31H198ZM213 29V28H212ZM233 29V30H234ZM256 29V30H257ZM126 30H127V28H126ZM137 33H135L134 31ZM156 32V33H154V31ZM193 30H195V31H193ZM37 31V30H36ZM131 31H133L132 33H131ZM140 31H141V33H140ZM186 31V32H185ZM206 31V32H205ZM230 31H232V29H230ZM258 31V30H257ZM126 32H127V34L129 33V35H127L126 34ZM139 32V33H138ZM158 32V33H157ZM175 32V33H174ZM190 32H192V33H190ZM248 34H247V33ZM256 32V31H255ZM151 33V34H150ZM174 33V34H173ZM188 33V34H187ZM246 33V34H245ZM132 34V35H131ZM135 34V35H134ZM153 34V35H152ZM168 34V35H167ZM130 36V37H129ZM134 36H136V37H134ZM150 36V37H149ZM157 36V37H156ZM170 36V37H169ZM186 36V37H185ZM248 36V37H247ZM141 37V38H140ZM189 37V38H188ZM243 39H242V38ZM245 37H247V38H245ZM133 38V39H132ZM144 38V39H143ZM187 38V39H186ZM243 41H241L240 39ZM245 38V39H244ZM174 39V40H173ZM170 40V41H169ZM238 40H240L239 42H240V44L237 42ZM139 41V42H138ZM156 41V42H155ZM173 41V42H172ZM166 42V43H165ZM17 43V44H16ZM22 43H24V44H22ZM151 43V44H150ZM154 43V44H153ZM237 43V44H236ZM13 44H15L14 46H13ZM235 44V45H234ZM11 45V46H10ZM18 45V46H17ZM28 45V46H27ZM67 45V46H66ZM184 45V46H183ZM177 46V47H176ZM181 46V47H180ZM19 47V48H18ZM128 47V48H127ZM5 48V49H4ZM9 48V50H7ZM22 48H25V49H22ZM66 48V49H65ZM73 48V50H71ZM92 48H94V49H92ZM237 48V49H236ZM12 51H11V50ZM15 49V51H13ZM63 50V52L61 51V50ZM70 49V50H69ZM7 50V51H6ZM26 50H27V52H26ZM61 51V52H58V51ZM66 50V51H65ZM81 50V51H80ZM87 50H89V51H87ZM137 50V51H136ZM178 50V52H177V54H182V53H180L181 51L179 50V49H177ZM4 51V52H3ZM6 51V52H5ZM11 51V52H10ZM94 53H93V52ZM127 51H129V52H127ZM168 51V52H167ZM228 51H230V52H228ZM241 51L243 52L244 51V53H242V54H238V53H241ZM10 52V53H9ZM57 52V53H56ZM80 52V53H79ZM88 52H90V54L88 53ZM123 52V53H122ZM132 52H133V54H132ZM257 52V53H256ZM17 53H18V55H17ZM56 55H55V54ZM62 53H64V55L62 54ZM92 53V54H91ZM124 53H125V55H124ZM128 53V54H127ZM255 53V54H254ZM61 54V56H59V58H58V55H60ZM72 54V55H71ZM79 54V55H78ZM96 54V55H95ZM98 54H99V56H98ZM111 56H110V55ZM258 54V55H257ZM16 55V56H15ZM55 55V56H54ZM63 55V56H62ZM66 55V56H65ZM70 55V56H69ZM73 55H75V56H73ZM90 55V56H89ZM105 55V56H104ZM124 55V56H123ZM141 57H140V56ZM15 56V57H14ZM54 56V57H53ZM92 56H94L95 57V59H94V57H92ZM107 56V57H108ZM115 56L116 57H120L119 59H120V63H119V65H117V62H119V59L117 60L116 58H115ZM6 57V58H5ZM69 57L71 58V59H69ZM79 57H82L81 59L79 58ZM91 57V58H90ZM129 57V58H128ZM134 57V58H133ZM135 57H136V59H135ZM138 57H140V58H138ZM158 57V58H157ZM206 57V58H207ZM244 57V58H243ZM260 57V56H259ZM51 58H54V59H51ZM80 59V61H78V59ZM84 58V59H83ZM106 58V57H105ZM144 58V59H143ZM151 58V59H150ZM157 58V59H156ZM211 58V59H210ZM248 58V59H247ZM4 59V60H3ZM6 59V60H5ZM10 59V60H9ZM32 59H33V61H32ZM55 59H56V61H55ZM63 59V60H62ZM69 59V60H68ZM73 59H76V61L75 60H73ZM90 59H91V61H90ZM122 59V60H121ZM129 59V60H128ZM131 59V60H130ZM135 59V60H134ZM143 59V60H142ZM149 59V60H148ZM217 59V60H216ZM232 59V60H231ZM242 59V60H241ZM250 59V60H249ZM257 59V61H254V60H256ZM50 60H52V61H50ZM57 60H60V62L59 61H57ZM62 60V61H61ZM66 60V61H65ZM73 60V61H72ZM126 60V61H125ZM133 60V61H132ZM241 60V62H239ZM245 60V61H244ZM249 60V62H251L253 65H251V66H253L252 68H251V66H249V68H248V66H245V65H247V61ZM253 60V61H252ZM263 61H264V57H263V59H262ZM17 61V62H16ZM21 61V62H20ZM32 61V62H31ZM72 61V62H71ZM90 63H89V62ZM92 61H93V63H92ZM122 61V62H121ZM130 61V62H129ZM158 61H160V60H158ZM218 61V62H217ZM234 61V62H233ZM236 61V62H235ZM243 61L245 62V64L243 63ZM19 62V63H18ZM76 62V63H75ZM79 62V64L77 65V63ZM85 62V63H84ZM88 62V63H87ZM127 62H129V63H126ZM142 62V63H143ZM153 62V63H152ZM249 62H248V65H249ZM256 62V63H255ZM15 63V64H14ZM18 63V64H17ZM44 63H46V64H44ZM50 63H55L56 65H57V69L55 70V72H57L58 74H52L51 73V75H50V73L49 72H47V71H45V69H48L47 67H50V66H52V64L50 65H48V64ZM69 63V64H68ZM124 63V64H123ZM152 63V64H151ZM155 63V64H154ZM158 63H161V62H158ZM238 63V64H237ZM240 63V64H239ZM12 64V65H11ZM17 64V65H16ZM22 64V65H21ZM43 64V65H42ZM62 64V65H61ZM68 64V65H67ZM122 64V65H121ZM227 64V65H226ZM242 64H244V66L242 65ZM14 65V66H13ZM16 65V66H15ZM41 65L43 66V67H41ZM45 65V66H44ZM48 65V66H47ZM67 65V66H66ZM70 65V66H69ZM77 65V66H76ZM81 65H83V67H85V65L88 67V68H84V69H82V68H80V66ZM88 65H90V66H88ZM128 65V66H127ZM199 65V64H198ZM197 65V66H198ZM13 66V67H12ZM27 66V67H26ZM73 66V67H72ZM98 69V72H99V75L98 74H95V75H98L99 77L101 76V74H103L100 78H102V80L104 81V83H103V81L101 82L99 79V77L98 76H95L94 75V71L96 70V68ZM111 66V67H110ZM127 66V67H126ZM158 66V67H157ZM239 66V67H238ZM12 67V68H11ZM20 67V68H19ZM30 67V68H29ZM44 67H46V68H44ZM75 67V68H74ZM80 68V71H78L79 69H76V68ZM99 67V66H98ZM2 68V69H1ZM4 68V69H3ZM9 68H10V71H8L9 70ZM29 68V69H28ZM32 68H36V70L35 69H33L32 70ZM40 68H41V71H40V73H37V70H38V72H39V70H40ZM44 68V69H43ZM62 68V69H61ZM91 68H94L93 70L91 69ZM112 68V69H111ZM131 68H132V66H131ZM236 68V69H235ZM237 68H239V69H237ZM245 68H248V69H246L245 70ZM16 69H20V71L19 70H16ZM24 69V70H23ZM76 69V70H75ZM82 69V70H81ZM92 70V72H91V70ZM102 70V71H99V70ZM111 69V70H110ZM154 69V70H153ZM29 71V72H27V71ZM89 70V72L87 73V71ZM105 70H107V71H105ZM110 70V71H109ZM18 71V72H17ZM24 71V72H23ZM84 71V72H83ZM103 71L105 72V73H107L106 75L108 76L107 78H108V80H107V78H106V80L107 81H105V73H103ZM240 71V72H239ZM248 71V72H247ZM15 72V73H14ZM64 72H65V76H63L64 75ZM95 72H97V70L95 71ZM100 72H102L101 74H100ZM115 72V71H114ZM243 72V73H242ZM14 74V76H13V74ZM19 73V74H18ZM27 73V74H26ZM29 73V74H28ZM33 73V74H32ZM34 73H37V74H34ZM43 73H44V76H46V77H42V75H43ZM48 73V74H47ZM60 73V74H59ZM66 73H68V74H66ZM78 73V74H77ZM79 73H81V74H79ZM250 73V74H249ZM26 74V75H25ZM31 74V75H30ZM70 74V75H69ZM72 74H75V75H72ZM87 75V77H86V75ZM247 74H249L248 76H247ZM24 75V76H23ZM28 75H29V78H26V76L28 77ZM33 75V76H32ZM39 77H38V76ZM50 75V76H49ZM73 77H72V76ZM117 75V76H116ZM250 75H252V76H250ZM5 76H7V77H5ZM40 76H41V78L42 79H40ZM47 76H49L48 78H47ZM83 76V77H82ZM89 76V77H88ZM103 76H105L104 78H103ZM110 76H111V78H112V80L115 82H111V83H109L111 86H112V88H111V86L108 84V81L110 80ZM116 76V77H115ZM141 76H145V77H141ZM148 76V77H147ZM247 76V77H246ZM1 77V78H2ZM16 77V78H15ZM35 77H38V78H36V82L35 81H33L34 80V78ZM60 77V78H59ZM64 77H66V79L64 78ZM68 77V78H67ZM80 77V78H79ZM85 77V79L84 80H87V81H83L82 82V78H84ZM91 77V78H90ZM96 77H98V80L100 81V82H97L96 81ZM251 77V78H250ZM9 78L10 80H9V82H7L6 80ZM19 78H20V80L21 81H19L20 82V84H19V82H16V83H18V84H16L15 85V82H14V80H19ZM25 78H26V80H25ZM76 78H77V80H76ZM79 78V79H78ZM87 78V79H86ZM88 78H90L91 80H89ZM95 78V79H94ZM118 79V81L116 82V80ZM137 78V79H136ZM246 78V79H245ZM14 79V80H13ZM45 79V80H44ZM59 79V80H58ZM69 79V80H68ZM72 79V80H71ZM76 81H81V83H79V82H76ZM12 80V81H11ZM24 80V81H23ZM37 80H40L41 82H37ZM48 80V81H47ZM53 80V82H52V84H51V81ZM56 80H57V84H56ZM65 80H67V81H65ZM90 82H89V81ZM208 80V79H207ZM4 81H6V82H4ZM23 81V82H22ZM29 81H32L31 83L29 82ZM42 81L45 83V85L47 86H45V85H43L44 83H42ZM58 81H60L59 83H58ZM71 83H70V82ZM76 82V84H80L79 86H81V85H83L84 87H87L86 89L85 88H83V86L82 87H79L78 85H76V84H74L75 82ZM93 81H95V83L93 82ZM128 81V80H127ZM245 81V83H243ZM34 82V83H33ZM61 82H63L64 84V86L66 85V87H63L62 85H61V87H63V88H60V90H58L57 89V87H60V85L59 84H61ZM65 82H66V84H65ZM84 82H87V84L86 83H84ZM92 82V83H91ZM96 82L98 83V84H96ZM5 83V84H4ZM26 83V84H25ZM28 83V84H27ZM70 83V84H69ZM74 85H73V84ZM106 83V84H105ZM122 83V84H121ZM134 83V82H133ZM5 85V86H7L6 88H5V86H3V85ZM10 84H13V86L12 85H10ZM36 84H37V86H36ZM41 84V85H40ZM49 84H51V88H52V90L54 91L55 90V88L57 89V91L55 90L54 92H57L56 94H57V96H58V93L59 94H64V92H65V94H66V91H67V93L69 94V93H71V96L69 97V95H66V98H67V96H68V98L66 99L65 98V95H63V96H61L60 95V97L58 96V98L56 99L55 97H57V96H55V93H53V92H51L52 90H51V88H48L50 85ZM95 85L94 87H91V85ZM124 84V85H123ZM19 85V86H18ZM20 85L22 86V85H24V86H22V87H20ZM27 85V86H26ZM31 85V86H30ZM58 85V86H57ZM85 85H87V86H85ZM103 85V86H102ZM116 85V86H115ZM117 85H119L120 87H122V88H119V86H117ZM123 85V86H122ZM127 85V86H126ZM248 85V84H247ZM11 86V87H10ZM16 86V87H15ZM26 86V87H25ZM39 86H41V87H39ZM44 86V87H43ZM54 86H57V87H54ZM73 86V87H72ZM78 86V87H77ZM110 86V87H109ZM114 86V87H113ZM3 87L6 89H3ZM14 87V88H13ZM25 87V88H24ZM29 87V88H28ZM34 87V88H33ZM37 87H39V90H36V89H38ZM53 87H54V89H53ZM70 89H69V88ZM8 88V89H7ZM13 88V90H12V92L15 90V91H17L16 89H19L18 91L19 92H16V93H14V94H9V89H10V91H11V89ZM20 88H22V91H20ZM27 88V89H26ZM36 88V89H35ZM49 90H48V89ZM77 88H79L78 90H77ZM108 88H111V89H108ZM124 88V89H125ZM244 88V89H243ZM32 89H34V90H32ZM61 89H62V91H61ZM65 89H67V90H65ZM69 89V90H68ZM76 89V90H75ZM82 89V90H81ZM89 89H87L86 90V92H88V90ZM187 88H185V89H183V90H178V92H180V95L182 96H185V95H189V93H190V89L188 88L187 90H186ZM243 89V90H242ZM1 90L3 91V90H5V91H7V93L4 91V93L3 92H1ZM27 90H32V92H30V91H28L27 92ZM44 90V91H43ZM47 90L48 91H50L51 93H50V95H49V92H47ZM112 90V91H111ZM117 90V89H116ZM239 90V89H238ZM24 91H26V92H24ZM61 91V92H60ZM70 91V92H69ZM72 91H74V92H72ZM175 91H177L176 90V88H175ZM187 91H189V92H187ZM40 92V93H39ZM41 92H45V94H43V95H41ZM85 92V93H86ZM117 92V91H116ZM186 92V93H185ZM11 93V92H10ZM38 94V97L40 98H38L37 96L36 97H34L35 96V94ZM183 93H185V94H183ZM2 94L4 95V96H2ZM6 94V95H5ZM7 94H9V95H7ZM34 94V95H33ZM36 94V95H37ZM54 94V96H52ZM77 94V95H78ZM112 94V95H113ZM191 94V93H190ZM237 94V93H236ZM30 96V95H33V96H30V98L28 97V96ZM39 95H41L42 97H40ZM49 95V96H48ZM76 95V96H77ZM6 96V97H5ZM8 96L10 97V99L8 98ZM25 98H24V97ZM28 98H27V97ZM44 96H46V97H48L49 99H51V100H48V98L46 99V98H44ZM54 97L53 99H52V97ZM238 96V95H237ZM5 97V98H4ZM14 98V97H17L16 98V103H14L15 101H14V99H11V98ZM20 97V101L22 102V100L23 101H26L25 102V105L23 104L24 102H22V104L21 105H19L21 102L19 101V98ZM51 97V98H50ZM61 97H63V98H61ZM4 98V99H3ZM27 98V99H26ZM36 98H38V99H36ZM41 98H43V99H41ZM64 98L67 100V102L64 100ZM71 98H73V97H71ZM74 98H76V97H74ZM238 98H239V96H238ZM30 99V100H29ZM241 99L243 100V98L241 97V98H239L237 101L239 102V101H241ZM2 100V101H1ZM13 100V101H12ZM34 100L36 101V102H34ZM48 100V101H47ZM53 100V101H52ZM65 102H64V101ZM162 100V99H161ZM160 100V101H161ZM19 103H18V102ZM32 102L33 101V103H29V102ZM51 101H52V103H51ZM57 101V102H56ZM59 101V102H58ZM61 101H63V102H61ZM71 101V102H70ZM244 101V100H243ZM7 102H9L10 103V101H7ZM39 102V103H38ZM47 102V103H46ZM63 104V103H65V104H61V103ZM70 102V103H69ZM90 102H97V100H95V99H93V100H90V101H88V105H93L94 103H90ZM165 101H161V102H159V104L162 106V104L163 105H165L166 103H164ZM30 104V105H28V104ZM35 103V104H34ZM57 103V107L55 106V104ZM69 103V104H68ZM15 104H18L17 106L18 107H16V105ZM39 104V105H38ZM51 104V105H50ZM240 104H243V103H240ZM240 104H239V106H240ZM27 106L25 109L26 110H28V107H30L31 109L30 110H28V111H23L24 109L22 108V110H21V107H23V106ZM38 105V107H36ZM43 105V106H42ZM45 105V106H44ZM49 107H48V106ZM21 106V107H20ZM39 107H42V108H39ZM54 107V108H53ZM240 107H242V108H246L245 107V104H243L242 106H240ZM239 107V110L241 111L242 110V112L244 111V109H241ZM20 108V109H19ZM48 110H47V109ZM49 108H52V109H49ZM160 107H158V108H156V110L157 109H159ZM11 109H13V110H11ZM19 109V110H18ZM38 109H39V112H37L38 111ZM41 109V110H40ZM42 109L45 111H42ZM46 109V110H45ZM16 110V111H15ZM19 112H18V111ZM35 110V111H34ZM51 110V111H50ZM58 110V111H57ZM10 111H11V113H10ZM21 111V112H20ZM29 111H34V112H30L29 113ZM48 111H50V112H48ZM55 111V112H54ZM240 111H239V113H238V111H237V113L235 112L233 115H234V118L236 119V121L234 122V120H233V118L231 119V120H233L231 123H230V118L227 120V119H225L227 116L226 115H228V114H226V113H223V112H219L218 113V117L216 118V119H218V121H216V119L214 120H212V122H213V124L215 123V122H217V123H215V125H216V128L217 129H219V130H221V128H223L224 126H226V127H224L223 128V130H221V132L222 131H225V130H227L226 128H229V130H230V128L231 127H233V128H237V126L241 123V117H242V113H240ZM14 114H13V113ZM17 112V113H16ZM28 112V113H27ZM57 112V113H56ZM12 114V115H10V114ZM16 113V114H15ZM20 113V114H19ZM21 113H23V114H21ZM27 113V114H26ZM44 113V114H43ZM45 113L47 114V113H50V114H47V118H46V115H45ZM223 113V114H222ZM8 114H9V116H8ZM52 114H54L53 116H52V118H51V115ZM55 114H57V115H55ZM146 114H147V117H146ZM153 113H150L149 115L150 116H148V113H144L143 114V116H142V121L144 122V123H150L151 124V121L149 120V117H150V119L151 120H153L152 121V125H156V124H158V126H160L161 125V127H164V126H162L163 124V121H162V119H161V117L159 118L160 120L158 121V117H157V119H156V117L155 116H157L156 114H153ZM236 114V115H235ZM5 115H6V117L7 118H5ZM16 115V116H15ZM28 115V116H27ZM152 115V116H151ZM15 117V118H12V117ZM25 116V118H22V117H24ZM40 116V117H39ZM41 116H43V117H41ZM50 116V117H49ZM229 116V115H228ZM236 116V117H235ZM237 116H239V117H237ZM17 117V118H16ZM34 117V118H33ZM36 117V118H35ZM154 117V118H153ZM225 117V118H224ZM229 117H233L232 116V114L229 116ZM12 118V119H11ZM38 118V119H37ZM46 118V120H44ZM55 118V119H54ZM228 118V117H227ZM243 118V117H242ZM6 119V120H5ZM7 119H8V121H7ZM11 119V120H10ZM15 121H14V120ZM31 119V120H30ZM32 119H33V121L34 120H37L38 122H36L35 121V123H33V121H32ZM43 119V120H42ZM155 119V120H154ZM167 119H169L168 117L166 118V119H164V121H165V127H166V124H167ZM221 119V120H220ZM224 119H225V122H226V120L228 121V122H224ZM238 119V120H237ZM16 120H17V122H16ZM156 120H157V123H155L156 122ZM223 120V121H222ZM23 121H25V122H27L28 123V125L30 126V128L29 127H27V123H22L21 124V122H23ZM42 123V124H40V122ZM46 121V122H45ZM51 121H52V123H51ZM4 122H6V123H4ZM20 122V123H19ZM234 122V123H233ZM239 122V123H238ZM13 123V124H12ZM31 123H33V125L31 124ZM47 125H45V124ZM161 123V124H160ZM221 123V124H220ZM224 123V124H223ZM228 123H230L229 125L230 126H228ZM235 123H236V125H235ZM21 124V125H20ZM35 124V125H34ZM3 125V126H2ZM18 125V126H17ZM34 126V128L33 129H31L32 128V126ZM41 125H42V127H41ZM48 125H51V127L50 126H48ZM180 125H182V126H177V128H175L174 129V132L173 133H175V132H179L180 131V128H181V130H183L184 129V125L183 124H180ZM215 125H213L214 127H215ZM2 126V127H1ZM19 127V128H17V127ZM25 126L27 127V130L29 131H26V130H24L23 128H25ZM37 126H39L40 127V129L39 130H37L38 129V127ZM47 128H46V127ZM11 129H10V128ZM16 127V128H15ZM37 127V128H36ZM164 127V128H165ZM167 127H169L168 126V124H167ZM23 129V131L26 133V134H28V136H29V139H28V136H26V134L22 131V129ZM8 129H10V130H8ZM30 129L32 130V131H30ZM46 129H47V131H46ZM225 129V130H224ZM2 130H4V131H2ZM6 130V131H5ZM18 130H21V131H19L20 133H22V134H19L18 135V133L19 132H17ZM40 130H41V132H40ZM42 130L45 132V134L42 132ZM218 130V131H219ZM10 133H9V132ZM37 131V132H36ZM125 131L127 132V133H129V134H133V129L132 128H128V130H127V128L125 129ZM130 131V132H129ZM0 132V133H1ZM32 132V133H31ZM34 132V133H33ZM39 132V133H38ZM220 131H219V133H221ZM109 133H111V134H113V132H109ZM218 133V134H219ZM16 134L18 135V136H16ZM39 135V136H35V135ZM41 134V135H40ZM44 134V135H43ZM22 135V136H21ZM114 135V134H113ZM23 136H25V137H23ZM35 136V137H34ZM36 139V142H35V140H34V138ZM26 138V139H25ZM31 138H33V140L31 139ZM172 138V135L169 137V139H171ZM263 138V137H262ZM261 138V139H262ZM30 140H32V141H30ZM39 140V141H38ZM17 141V142H16ZM32 142V143H34V146H36V147H32V145L33 144H31V145H29V146H31L33 149H34V151L32 150V148L31 147H29L27 144V142ZM44 141H41V143L42 142H44ZM55 141V140H54ZM54 141H52L51 142V144H53L52 145V148L54 147V150H56V142H54ZM129 141V140H128ZM16 142V143H15ZM264 143V139L261 141V145H264L263 143ZM79 142H75L74 144H75V146L76 147H78L80 144H78ZM37 144V145H36ZM55 144V145H54ZM78 146H77V145ZM121 144H122V142H121ZM95 144H93V143H89V144H86V149L85 150H87V152L88 153H86V151L84 150V152H83V150H81V147L79 148L78 147V155L76 156V154H72L71 156H70V161L72 162V163H74V162H76L77 160H79L80 162H82V163H84V164H82V166L79 168V172L77 171L76 173H73L72 175V178H76L77 179V177H81V178H79L80 180H78L79 182H78V184H81V187L80 186H78V184H77V187H80L81 189H82V187L84 188V186L86 187V185H87V183L84 181V179H85V177H86V172L88 173L90 170H91V168H92V163H88V161L86 160V158H88V157H91L90 156V154L92 153L91 152V150H92V148H94L95 146H94ZM139 145V144H138ZM260 145V146H261ZM90 146V147H89ZM116 146V145H115ZM220 145L218 144V151L220 150V147H219ZM259 146V148L257 149V150H259L258 152H255V150H254V152L253 151H251V152H253V153H249L248 154V156H247V163H246V165H245V167L247 168V170H248V174L247 175H245V177H244V179H246V180H244V182L243 183H245V186H241V187H239L238 189L234 186V188L233 187H231L230 189H232L231 191V193H230V189H229V192L226 194L227 195V197L225 198V197H219L218 198V200H216L214 203H212L211 205H207V206H202L200 209L199 208H197V211H196V209L194 210V209H192V211H189L188 213H185V215H183L182 216V214L181 215H178V213H177V209L175 208L174 209V206H175V203H173L172 202V204L171 205H168V206H166L167 208H165L164 210H162V211H164L163 213L165 214H163L162 213V211L160 212V210H157V212L156 211H154V213L151 211L150 212V214L149 215H151V216H149L147 219L149 220H143V222L142 221H140V222H138L139 224L140 223H142V224H137V225H139V227L137 226V227H133L134 229L136 228V230H137V232H134V229L132 228V226H134V222L131 224V221L134 219V214L135 213H133L135 210H134V208L135 207H137V205L139 204V200L138 199H140V198H138V197H140V194H138L137 196H136V198H134V200H136V204L134 205V200H133V202L134 203H132V206H134V207H132L133 209H129L130 210V212L132 211V210H134L133 212H126L124 209H121L122 211L124 210L125 212H121L120 213V216L122 215V218L119 216V220L120 219H122V220H120V221H118V223H117V225L115 226V229H112V230H110L109 231V233L110 234H108L106 237H102L101 238V243H100V241H99V243L97 244V243H95V245H94V243H93V241H96L95 240V235H96V231L97 230H94L93 231V233L95 234V235H89V233L91 232H89L88 230H90V228L89 229H87V228H85L84 230L85 231H82L81 233H80V235H82V236H84L85 234L87 235V236H90V237H92L91 239H93V241H92V245L90 244V246H89V249L86 251V256H84L85 254H83L82 256H83V258L82 257H80V258H82V260L81 259H79V263L77 262V264H83V263H85V264H87V263H89L90 262V260H94V257L100 252H102L101 253V255L103 256V257H106V258H108V260L111 258L112 259V257H114L115 259H113V260H115L114 262H117L116 260L117 259H124L123 260V263L124 264H126V263H128V261H129V259L131 258L132 260H134L135 259V257H137V260H142L143 261V264H264V227L263 228H260V229H258V230H254V229H251L252 227H255V226H264V146L262 147H260ZM8 148V149H7ZM28 148V149H27ZM38 148H40V149H38ZM47 148V149H46ZM29 149H31V150H29ZM38 149V150H37ZM80 149V150H79ZM91 149V150H90ZM227 149V147H225V149H224V151ZM29 150V151H28ZM35 150L39 153V155L40 154H42L41 155V157H39L38 156V153L37 152H35ZM39 150H41V151H39ZM43 150V151H42ZM256 150V151H257ZM30 151H31V153L32 152H35L34 154L32 153L31 155H30ZM146 151V150H145ZM162 151V150H161ZM159 152V154L157 153V152H151V151H146V152H144V150H142L141 151V153H140V150H138V152H137V156L139 157V158H137V160H136V163L134 164V167L137 169V168H139V167H141L144 163V168H139V171L140 170H142V171H140V173H142V172H144V170H145V167H147V165L148 164H146V161H148V159H150V157H151V160H153L154 158H156L154 155H157V158H156V160H155V162H154V166L153 167H155L154 169H155V173L153 174V176H152V182L154 183H152V182H150V188H148L149 190H151V187H152V189H153V187L154 186H156L157 184H159L162 180V182H164V181H166L167 179H168V174H167V171L169 170V164H171V163H169V162H172V160H173V158L175 157V154L174 153H176V152H172V151H170V153H169V150H168V148L167 149H165L164 148V150L162 151V152ZM167 151V152H166ZM176 151V150H175ZM3 152V153H2ZM41 152V153H40ZM79 152H81V153H79ZM89 152H91V153H89ZM144 152V153H143ZM9 153V154H8ZM15 153H17V152H14V155H15ZM45 153V154H44ZM83 153V154H82ZM144 155H143V154ZM147 153H149V154H147ZM154 156V158H153V156L151 155V154ZM157 153V154H156ZM163 153H164V155H163ZM168 153L171 155V156H169L168 155ZM255 153V154H254ZM38 156V157H36V155ZM81 154V155H80ZM146 154V155H145ZM167 154V155H166ZM261 154V155H260ZM4 155H2V157L4 156ZM34 155V156H33ZM141 155H143V156H141ZM6 156V157H7ZM74 156V157H73ZM136 156V157H137ZM148 158V159H146V157ZM168 157L169 159H171V160H169L168 158H166V157ZM14 157V156H13ZM28 157H30V159L28 158ZM31 157H32V159H31ZM72 157V158H71ZM1 158V157H0ZM5 158V157H4ZM15 158V157H14ZM28 158V159H27ZM48 158V157H47ZM82 158H83V160H82ZM85 158V159H84ZM140 158H142V159H140ZM167 159V160H165V159ZM25 159V161H23ZM30 160V163H28L27 161H29ZM45 160V159H44ZM43 160V161H44ZM144 160H146V161H144ZM17 161V162H16ZM20 161H22V162H20ZM34 161V162H33ZM85 161V162H84ZM162 161V162H161ZM18 162H20V163H18ZM87 162V163H86ZM142 162H143V164H142ZM149 162V161H148ZM164 163V164H161V163ZM39 163V162H38ZM166 163H168V164H166ZM89 164V165H88ZM92 164V165H91ZM157 164H159V165H157ZM11 166H12V163L10 164ZM89 167H88V166ZM90 165H91V167H90ZM135 165H137V166H135ZM167 166V167H165V166ZM54 166V167H53ZM53 166H50V167H48V168H46L45 170H47V171H45L44 170V172L40 175V176H37L40 180L38 181V178L37 179H35L34 181H38V182H34L33 180H31L30 182H31V185H30V182L28 183L29 184V186L32 188L33 187V189H34V192H35V194L37 195H35L34 197H32V199L30 200V199H28V202H26V204H25V206H27L28 205V207L30 206V205H33L34 204V202L36 201L37 203H39V201H37L36 199H37V197H39V200H41V196L43 195V192H42V194L40 193L41 191H42V189L44 190V188H46L47 186H48V184L47 183H53L54 181H53V179H54V176H56L55 178H58V176L59 175H61V176H63V172H61L62 171V167L63 166H61V164H58V165H53ZM56 166V167H55ZM57 166H58V168H59V170L58 171H55L54 172V169L56 170V168H57ZM158 168H157V167ZM171 166V165H170ZM89 168L88 170L89 171H87L86 169L87 168ZM143 167V166H142ZM165 167V168H164ZM84 168H85V171H84ZM157 168V169H156ZM64 169V168H63ZM250 169V170H249ZM260 169H261V172H260ZM51 170H52V172H51ZM65 170V169H64ZM82 170V171H81ZM252 170V171H251ZM50 171V172H49ZM146 171V170H145ZM161 171H164V172H162L161 173ZM46 172V173H45ZM48 172H49V174H48ZM41 173V172H40ZM81 173V174H80ZM82 173H84L85 174V176L83 177V175L84 174H82ZM166 174V175H163L162 176V174ZM45 174V175H44ZM55 174H57V175H55ZM75 174V175H74ZM80 174V175H79ZM159 176H158V175ZM12 176L10 177V179L14 176L15 177V174L13 175V174H11ZM48 175V176H47ZM49 175H51L50 177H49ZM145 175V172L142 174V177ZM157 175V176H156ZM10 176V175H9ZM45 176H47V177H44ZM61 176H59V178L61 177ZM155 176V177H154ZM165 176H167V177H165ZM13 177V178H14ZM141 177V178H142ZM7 178V177H6ZM13 178L11 179V180H13ZM51 178H52V180H51ZM160 178H162V180L160 179ZM50 181H49V180ZM75 179V180H76ZM154 179V180H153ZM55 180V179H54ZM83 180V181H82ZM156 180H158V182H156ZM161 180V181H160ZM247 180H248V182H247ZM52 181V182H51ZM138 181H139V179H138ZM32 182H34V183H32ZM47 182V183H46ZM85 182V184H83ZM161 182V183H162ZM50 183H49V185H50ZM139 183H141L140 181H139ZM157 183V184H156ZM152 184V185H151ZM156 184V185H155ZM34 185H36V186H34ZM83 185V186H82ZM28 186V185H27ZM158 186V185H157ZM76 187V188H77ZM159 187V186H158ZM37 188V189H36ZM87 189H88V185H87V187H86ZM86 188H84L85 190H86ZM159 188H157V190H158ZM235 189H237L236 191H235ZM84 190V191H85ZM234 191V192H233ZM86 192V191H85ZM40 193V194H39ZM34 194V193H33ZM78 198H80L79 196H77ZM78 198H76V200L78 199ZM138 198V199H137ZM61 198H57L55 201H53L49 206H47V211L46 212H39L38 210H34V211H36V212H33L32 213V215H31V217L36 221V222H40V221H44L43 222V224L45 225V226H47V222L48 221H46V220H44L45 218H42L44 215L45 216H48V215H52L53 214V212H51L52 210H56V212L54 211V213H57L58 211L60 212H58V214L57 215H60V214H62V215H65V216H68V214H66L67 212L68 213H70L69 215L70 216H68V218H74V216H76L77 215V213H76V211H78L79 212V208H78V204H79V206H80V199H78V201L80 202V203H78L77 201L75 202V200L74 201H72L71 203L73 204L72 206H71V203H69V204H67V205H65V202L63 201V205H62V203H59L58 202V200H60ZM29 201H30V205H29ZM32 201H34L33 203H32ZM56 201H57V203H56ZM137 201H138V203H137ZM35 202V204H37ZM41 202V201H40ZM56 203V204H55ZM58 203H59V205H58ZM74 203H76V204H74ZM53 205V206H52ZM58 205V206H57ZM62 205V206H61ZM68 205H70L68 208H67V206ZM65 206V207H64ZM171 206V207H170ZM56 207H59V208H57L56 209ZM64 207V208H63ZM74 207H77V208H75L74 209ZM50 208H52V209H50ZM61 208V209H60ZM66 208V209H65ZM69 208H71L70 210H69ZM65 209V210H64ZM68 209V210H67ZM74 209V210H73ZM62 210V211H61ZM64 210V211H63ZM67 210V211H66ZM73 210V213L74 214H76V215H74V214H71L72 211ZM76 210V211H75ZM168 210V211H167ZM49 211V212H48ZM175 211V212H174ZM65 212V214H63ZM169 212V213H168ZM48 215H47V214ZM51 213V214H50ZM123 213V214H122ZM130 215H129V214ZM152 213V214H151ZM160 213H162V214H160ZM168 213V214H167ZM171 213V214H170ZM176 213V214H175ZM153 214L155 215L156 214V217L154 216L153 217ZM160 214V215H159ZM53 215H55V214H53ZM57 215H55V216H57ZM73 215V216H72ZM161 215H164V216H161ZM168 215V216H167ZM39 216V217H38ZM123 216H125V217H123ZM128 217V219H127V217ZM129 216H130V220H131V218H132V220L131 221H129ZM131 216H133V217H131ZM161 217V219L159 218V219H157L158 217ZM180 217V218H179ZM38 218V219H37ZM41 219V220H40ZM125 219V220H124ZM150 219H151V221H150ZM156 220H160L159 222L158 221H156ZM162 220V221H161ZM127 221H129V223H127ZM156 221V222H158V223H154V222ZM124 224H123V223ZM151 222H153V223H151ZM170 222V223H169ZM122 223V224H121ZM121 224V225H120ZM129 224L131 225V227H129ZM147 224H151V227L152 228H150V225H149V227H148V229L150 230V231H148V229H145V227L144 226H146V228H147ZM126 225V226H125ZM144 225V226H143ZM156 225V226H155ZM72 226H73V223H72ZM71 226V227H72ZM125 226V227H124ZM128 226V227H127ZM122 227V228H121ZM123 227H124V229H123ZM154 227V228H153ZM49 228H51V227H49ZM119 228V229H118ZM132 228V229H131ZM144 229V230H142V231H140V229ZM46 229V228H45ZM87 230V231H86ZM119 230L122 232V234H121V232H119ZM72 230L70 229L69 230V233L71 232ZM138 231H140V232H138ZM147 231V232H146ZM73 233H70V235L72 234V237L70 236V235H68L69 233L67 232H65V233H62L61 232V234H59L58 235V237L60 236V238H61V240H62V242H60V240H59V238L57 237V241H56V244H57V242L58 243H60V245H62V246H67L68 244H69V242L71 243V244H73L74 242H75V239H77L78 238V231H72ZM85 232V233H84ZM117 232H119L118 233V237H116V239L114 240V237L117 235L116 233ZM128 232V233H127ZM84 233V234H83ZM114 233L116 234V235H114ZM130 233H132L131 235H130ZM135 235H134V234ZM145 233V235H143ZM77 234V235H76ZM113 235V237H111ZM130 235V236H129ZM134 235V236H133ZM74 236H75V238H74ZM129 236V237H128ZM156 236V237H155ZM68 237L69 238H72V240H68ZM94 237V238H93ZM113 238V240H109V239H111V238ZM107 238H109V239H107ZM119 238H121L120 240H119ZM150 238V239H149ZM65 239V240H64ZM152 239L154 240V241H152ZM158 239H159V241H158ZM69 242H68V241ZM106 240H108V241H106ZM122 240V241H121ZM147 240V241H146ZM151 240V242H149V241ZM67 241V242H66ZM103 241H104V244H105V246H104V244H103ZM113 241H114V243H116V244H114L113 243ZM157 241V242H156ZM73 242V243H72ZM106 242V243H105ZM107 242H108V244H109V247H107ZM153 242V243H152ZM91 243V242H90ZM112 244V246H110L111 244ZM121 243L125 246V247H123V246H120L121 245ZM148 243H151V245L150 244H148ZM156 243V244H155ZM98 245V248H96L97 247V245ZM101 244V245H100ZM102 244H103V247H102ZM118 244V246L116 247V245ZM120 244V245H119ZM59 245V244H58ZM148 245V246H147ZM108 249H107V248ZM111 247V248H110ZM114 247V248H113ZM117 249H116V248ZM119 247V248H118ZM120 247H122V248H120ZM135 247V248H134ZM158 247V248H157ZM126 248H129V250L128 249H126ZM133 248V249H132ZM102 249V250H101ZM109 249H111V250H114V251H116V252H114V251H111V250H109ZM119 249V250H118ZM134 249H136L135 251H133ZM139 249H141V251H142V249L146 252H144L143 251V253L142 252H140V250ZM90 250H92V251H90ZM98 250V251H97ZM138 250H139V252H138ZM89 251V252H88ZM94 251V252H93ZM96 251V252H95ZM108 251V252H107ZM122 251V252H121ZM138 252V254H140L141 253V255L139 256V258H138V254H137V252ZM93 254V255H90L91 253ZM113 253V255H112V253ZM119 252V253H118ZM136 252V253H135ZM152 252H154V253H152ZM156 252V253H155ZM105 253H107V256H106V254ZM108 253H110V254H108ZM120 254V255H118V254ZM131 253H133V255L135 254V257H133V255L131 254ZM149 253H151V254H149ZM89 254V255H88ZM104 254V255H103ZM126 254V255H125ZM144 254H145V256H144ZM152 254H156L157 256H156V258L154 257L155 255H152ZM95 255V256H94ZM100 255V254H99ZM110 255H112V256H110ZM125 255V256H124ZM137 255V256H136ZM147 255H149V257H147V259H145L146 258V256ZM161 255V256H160ZM88 256V257H87ZM93 256V257H92ZM98 256V255H97ZM110 256V257H109ZM117 256L119 257H121V258H117ZM126 256H129V257H126ZM132 256V257H131ZM143 256H144V259L146 260L145 262H144V259H143ZM152 256V257H151ZM84 257H87V258H84ZM90 257V258H89ZM141 257V258H140ZM162 257V258H161ZM117 258V259H116ZM129 258V259H128ZM150 258V259H149ZM151 258H153V262H152V259ZM157 259V258H159L157 261H154L155 259ZM45 260H44V263L45 264H60L59 263V260L58 259H55V260H52V258H50V257H45L44 258ZM51 259V260H50ZM85 259V262H83V260ZM87 259H90L89 260V262L87 261ZM149 259V260H148ZM161 259V260H160ZM128 260V261H127ZM127 261V262H126ZM147 261H148V263H147ZM149 261H151V262H149ZM109 262V264H116V263H114V262H112V260H109L108 261ZM108 262H107V264H108ZM112 262V263H111ZM126 262V263H125ZM131 263V261L129 262V264ZM139 264H142V262H140Z\"/></svg>",
  "mask_w": 264,
  "mask_h": 264
}]
</instances>
